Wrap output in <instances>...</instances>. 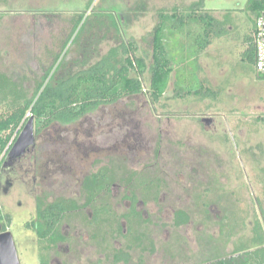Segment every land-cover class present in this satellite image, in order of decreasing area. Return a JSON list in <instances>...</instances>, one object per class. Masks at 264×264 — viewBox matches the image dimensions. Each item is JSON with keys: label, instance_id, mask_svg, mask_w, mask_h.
<instances>
[{"label": "rangeland", "instance_id": "rangeland-1", "mask_svg": "<svg viewBox=\"0 0 264 264\" xmlns=\"http://www.w3.org/2000/svg\"><path fill=\"white\" fill-rule=\"evenodd\" d=\"M190 1L0 0V73L20 82L31 97L56 55L54 70L63 62L84 61L91 35L100 41L89 64L117 45L114 20L123 38L136 40L137 55H148L156 9ZM248 1L205 0L216 18L228 14L233 25L227 26V39L200 58L202 76L221 88L218 101L172 99L170 82L162 99L166 108H152L145 93L126 97L73 123H53L35 134L25 155L4 159L0 210L10 217L6 228L21 264H39L37 236L26 228L36 220L37 200L63 197L82 204L83 178L104 166L117 180L136 171L159 181L156 200L140 198L136 204L145 221L134 227L145 232L144 240L134 244L117 233L126 223L116 217L131 206L125 198L130 193L117 181L109 197L115 217L97 230L83 218L92 215L88 207L71 215L61 226L67 241L49 249L50 264H203L230 257L252 237L254 215L261 218L257 201L264 208V124L256 120L264 117V79L248 63L240 71L241 38L256 13ZM80 14L82 22L70 37ZM80 62L66 68L76 71ZM178 210L189 221L175 226ZM231 221L237 225L226 240ZM118 250L129 255L128 263L114 261Z\"/></svg>", "mask_w": 264, "mask_h": 264}, {"label": "trees", "instance_id": "trees-1", "mask_svg": "<svg viewBox=\"0 0 264 264\" xmlns=\"http://www.w3.org/2000/svg\"><path fill=\"white\" fill-rule=\"evenodd\" d=\"M248 6L249 10L256 12L253 19L255 26V19L264 10V0H249ZM83 16V14L79 15L70 37L82 22ZM225 23L228 21L218 20L212 15V11L206 8L205 0H195L186 6L158 8L155 11V24L149 32L150 53L140 56L137 55L139 48L136 40L123 38L120 35L118 22L114 20L111 25L117 31V45L89 64L90 58L97 54V45L100 41L91 35L86 41V45L91 49H85L87 55H83L84 61L69 63L76 66L80 62V68L76 71L66 68L69 64L65 62L54 70L59 59L56 55L51 67L37 82L31 97L27 95L20 82L0 73V105L4 104L5 109L0 110V165L31 116L34 119L35 134H38L53 123H73L101 106L111 105L140 93L146 94L152 108H166L162 99H165L171 81L172 99L218 101L221 88L211 86L201 77L202 68L199 58L215 39L226 35ZM248 42V49L239 60L242 64V73L245 72L247 63L254 70L253 36ZM256 120L264 124V117H257ZM117 181L130 193L128 196L125 195V198L131 202L127 212L116 217L117 220L121 218L126 223L125 231L120 223L117 233L121 237L131 238L134 244H140L144 240L145 232H139L134 227L145 221L136 210V204L140 198L142 202L149 201L151 197L156 200L159 181L152 175L136 171H128L127 174L124 173V177L121 176L117 180L113 169L104 166L83 178L82 204L63 197L50 202L37 200L36 220L26 224V228L32 229L37 236L39 264H50L49 249L67 241L61 232V226L74 213L88 207L92 215L91 217L83 215V218L90 227L97 230L106 224L109 217H115L109 197L111 187ZM257 202L261 218L257 213L254 215L252 237L230 257L203 264H264V208L259 201ZM0 221L3 225L2 231L7 230L10 217L1 210ZM188 221L189 216L184 211L178 210L175 213V226ZM227 225L223 233L229 231L230 225L233 227L228 236H222L226 240L232 237L237 224L231 221ZM97 234V231L94 232L93 237ZM251 246L254 248H250ZM113 257L116 263L129 262V255L119 250L113 254Z\"/></svg>", "mask_w": 264, "mask_h": 264}, {"label": "water", "instance_id": "water-1", "mask_svg": "<svg viewBox=\"0 0 264 264\" xmlns=\"http://www.w3.org/2000/svg\"><path fill=\"white\" fill-rule=\"evenodd\" d=\"M33 117H29L7 152V159H17L27 153L35 144ZM9 165V163H4ZM0 264H21L12 233L7 229L0 232Z\"/></svg>", "mask_w": 264, "mask_h": 264}, {"label": "built area", "instance_id": "built-area-1", "mask_svg": "<svg viewBox=\"0 0 264 264\" xmlns=\"http://www.w3.org/2000/svg\"><path fill=\"white\" fill-rule=\"evenodd\" d=\"M254 29V71L264 79V10L255 19Z\"/></svg>", "mask_w": 264, "mask_h": 264}, {"label": "crops", "instance_id": "crops-1", "mask_svg": "<svg viewBox=\"0 0 264 264\" xmlns=\"http://www.w3.org/2000/svg\"><path fill=\"white\" fill-rule=\"evenodd\" d=\"M193 1H195V0H192V1H190L188 4H190L191 2H193ZM188 4H185V5H183V6H186V5H188ZM174 5H179V4H174ZM171 6H173V5H171ZM166 8V7H165ZM169 8V7H168ZM212 15H213V12H212ZM214 16V15H213ZM215 17V16H214ZM216 18V17H215ZM216 19H218V18H216ZM218 20H220V19H218ZM228 21V23H225V28H226V35L225 36H223V37H221V38H219V39H215L213 42H212V44L206 49V51L203 53V55H206V53H207V51H208V49L216 42V41H219L220 39H227V37H228V34H229V30L227 29V26L229 25V26H231V27H233V25H232V19H231V17L228 15V14H226V16H225V18L224 19H222L221 21ZM253 32H254V26H253V24H252V26H251V29L250 30H246L245 32H244V36L241 38L242 39V45H244L245 47V49H244V51H246L247 49H248V44H249V42H248V39H250V38H252V36H253ZM234 39H235V36H234ZM236 41V44H237V40H235ZM244 51H241L239 54L240 55H242L243 53H244ZM203 55H201V57L203 56ZM200 57V58H201ZM200 58H199V64L201 65V63H200ZM241 59V58H240ZM240 64H241V62H240ZM242 65V64H241ZM201 68H202V66H201ZM202 71H203V69H202ZM241 71V70H240ZM201 77H203L202 76V73H201ZM204 78V77H203ZM206 79V78H205ZM207 80V79H206ZM172 82V81H171ZM209 83V82H208ZM205 101V100H204ZM201 102H203V101H201Z\"/></svg>", "mask_w": 264, "mask_h": 264}, {"label": "flooded vegetation", "instance_id": "flooded-vegetation-1", "mask_svg": "<svg viewBox=\"0 0 264 264\" xmlns=\"http://www.w3.org/2000/svg\"><path fill=\"white\" fill-rule=\"evenodd\" d=\"M1 232V231H0Z\"/></svg>", "mask_w": 264, "mask_h": 264}]
</instances>
